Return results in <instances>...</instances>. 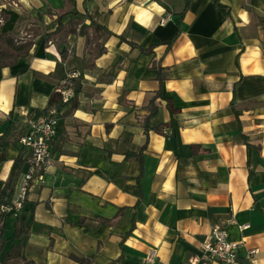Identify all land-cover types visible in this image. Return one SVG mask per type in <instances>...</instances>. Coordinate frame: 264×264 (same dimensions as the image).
<instances>
[{
	"label": "crops",
	"instance_id": "crops-1",
	"mask_svg": "<svg viewBox=\"0 0 264 264\" xmlns=\"http://www.w3.org/2000/svg\"><path fill=\"white\" fill-rule=\"evenodd\" d=\"M219 3L191 0L180 14L184 0H70L65 9L111 32L96 35L102 53L72 34L63 58L54 43L41 42L0 66V135L10 112L25 124L70 73L81 83L76 108L60 118L51 162L23 204L28 259L142 264L154 248L155 264H185L218 223L241 243L235 264H264V0ZM63 5L0 0L1 29L23 38L40 17L50 28ZM170 40L149 54L130 44ZM159 76L162 97L146 131L145 105ZM4 153L0 190L18 149Z\"/></svg>",
	"mask_w": 264,
	"mask_h": 264
},
{
	"label": "trees",
	"instance_id": "trees-1",
	"mask_svg": "<svg viewBox=\"0 0 264 264\" xmlns=\"http://www.w3.org/2000/svg\"><path fill=\"white\" fill-rule=\"evenodd\" d=\"M191 0H184V8L180 14H183ZM218 5L219 0H215ZM70 6V0H64V5L56 11L55 18L52 20V27L46 28L43 24L42 17L39 18V22L35 21L34 25L27 28L29 32V38H17L15 35L5 32L0 26V66L8 67L15 64L20 59L27 58L33 47L38 46L41 42L47 46L49 43H54L59 51L60 56L63 58L68 54V37L72 34H84L86 35V44L94 43L92 51L94 56L102 53L104 47L100 45L97 40V36H106L111 32L104 26L95 23L91 16L85 15L84 18H79V13L72 8H66ZM85 18H89L90 24L85 25ZM91 27L93 35L88 36V28ZM122 40H125L121 37ZM132 47H138L142 53H152L154 48L159 45H165L166 49L170 48L172 40L162 41L158 44L151 45L150 47L143 48L130 42ZM159 88L153 93L152 97L148 100L145 108L147 109V115L142 119V126L147 131V121L153 116L158 108L157 98L162 97L161 82L162 78L159 76ZM73 86L75 90L74 98L68 105H64L59 97V94L54 91L48 99L47 105L43 109H30L28 111V119H39L46 115L50 108H56L58 110L67 106L64 113L73 111L77 106V94L81 89V83L77 78L73 80ZM171 117L168 122V126L171 129L176 128V122L172 117V110H170ZM8 125L5 131L0 135V163L5 160L4 150L6 147L13 145L18 149V153L12 161L9 175L4 181L3 187L0 190V264H35L32 260L28 259L24 254V245L26 237L30 232V227L27 222V216L24 212H21L16 217H12L13 211H1L2 206L9 205L11 196L14 191L15 182L22 171L24 165L29 158V150L19 143L20 137L25 131V124L12 117L10 112L8 115ZM158 132L164 133L163 126L156 127ZM11 221V226L8 227L7 223ZM104 221H107L104 219ZM7 228H12V233L6 235ZM71 258L82 264L88 263V258L71 256Z\"/></svg>",
	"mask_w": 264,
	"mask_h": 264
},
{
	"label": "built area",
	"instance_id": "built-area-1",
	"mask_svg": "<svg viewBox=\"0 0 264 264\" xmlns=\"http://www.w3.org/2000/svg\"><path fill=\"white\" fill-rule=\"evenodd\" d=\"M165 20L162 19V22ZM77 76L78 74L75 72L70 73L56 87V92L64 105H68L75 96L72 80L77 78ZM63 111L64 108L60 110L50 108L46 115L39 119H26L25 131L20 137L19 143L30 152L27 159V167L22 173L14 197L11 198L9 205L1 207V211L12 210V217H16L22 212L31 183L36 177H40L41 173L45 171L51 162V145L58 134L59 122ZM246 226L242 225L239 228L243 229ZM240 245L241 243L229 238L225 227L216 223L204 236L198 252L190 256L185 264H210L212 262L235 264ZM256 252V249H251L249 250V255L251 256ZM156 257V249L150 248L146 251L142 264H155Z\"/></svg>",
	"mask_w": 264,
	"mask_h": 264
},
{
	"label": "rangeland",
	"instance_id": "rangeland-1",
	"mask_svg": "<svg viewBox=\"0 0 264 264\" xmlns=\"http://www.w3.org/2000/svg\"><path fill=\"white\" fill-rule=\"evenodd\" d=\"M47 26L49 27V25H45V27L47 28ZM24 30H27V28H25ZM25 38H29L30 36H24ZM8 227L11 226V221H8L7 223ZM8 230L6 231V235H9L10 233H12V228H7Z\"/></svg>",
	"mask_w": 264,
	"mask_h": 264
}]
</instances>
